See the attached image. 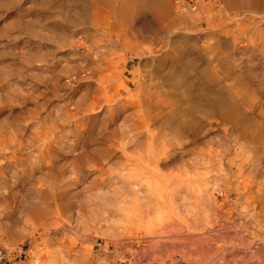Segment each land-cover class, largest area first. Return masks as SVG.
<instances>
[{
  "label": "rangeland",
  "instance_id": "obj_1",
  "mask_svg": "<svg viewBox=\"0 0 264 264\" xmlns=\"http://www.w3.org/2000/svg\"><path fill=\"white\" fill-rule=\"evenodd\" d=\"M190 1L0 0V264H264V0Z\"/></svg>",
  "mask_w": 264,
  "mask_h": 264
},
{
  "label": "bare ground",
  "instance_id": "obj_2",
  "mask_svg": "<svg viewBox=\"0 0 264 264\" xmlns=\"http://www.w3.org/2000/svg\"><path fill=\"white\" fill-rule=\"evenodd\" d=\"M232 3H234V2H232ZM231 3V4H232ZM230 4V3H229ZM235 5V4H234ZM250 5V4H249ZM259 6H261V5H259ZM138 7H142V6H138ZM168 84H169V82H168ZM180 84V83H179ZM191 85V84H190ZM192 87V86H191ZM202 87V86H201ZM204 88H205V85L203 86ZM207 87V86H206ZM180 88V87H179ZM193 89H194V87H193ZM206 89H208V88H206ZM197 90V89H196ZM198 90H199V87H198ZM185 92H184V94L186 93V91L187 90H184ZM203 91H204V89H203ZM194 92V91H193ZM199 92H202V91H200L199 90ZM205 92H207L206 90H205ZM159 93V92H158ZM188 93V92H187ZM198 93V92H197ZM191 94V93H190ZM187 96V95H186ZM202 96H205V95H202ZM194 97H197V95H195ZM200 97V96H199ZM201 98V97H200ZM187 99H190L189 97H187ZM215 99V98H214ZM193 100H194V98H193ZM193 100L191 99L190 100V103H191V101H192V103H193ZM208 100V99H207ZM195 102H196V100H194ZM213 101V100H212ZM212 101H210V104H211V107H209V108H207V109H209L210 111H212L213 110V108H215V110L218 108H220V107H222V106H224L225 107V101L224 100H222V99H216L214 102H212ZM198 103L200 102V101H197ZM201 102H203L202 100H201ZM197 103V104H198ZM209 103V102H208ZM201 104V103H200ZM189 105V104H188ZM202 105V104H201ZM196 106V105H195ZM202 106H204V105H202ZM201 107V106H200ZM231 108V107H230ZM189 109H194L193 108V104H192V107H191V104H190V108ZM197 109H199V108H197V106H196V111H197ZM202 110H203V108H201ZM201 109H200V111H201ZM204 109H205V107H204ZM227 109H228V106H227ZM224 110V108H222V111ZM193 111V110H192ZM210 111H208V113L210 112ZM198 112H199V110H198ZM212 113V112H211ZM213 113H215V111L213 112ZM213 113H212V115H213ZM211 115V114H210ZM185 117L187 118L186 119V125H183V124H178L176 127H174V129H176V130H178V132H185V131H187V130H189V131H191L192 129H193V127H194V120L192 119L193 117H192V114H191V112H186L185 113ZM176 119H178V118H176ZM178 123V122H177ZM196 123V122H195ZM173 127V126H172ZM128 151V150H127ZM111 152H113V151H111ZM115 152V151H114ZM110 153V152H107V153H109V154H111L112 156L115 154V153ZM125 152V151H124ZM132 152H136V151H134V150H132ZM58 153V152H57ZM94 154V153H93ZM120 155H122V154H120ZM104 156V155H103ZM115 156H116V154H115ZM119 156V155H118ZM89 157V156H88ZM127 157V156H126ZM117 158V157H116ZM89 159V158H88ZM100 159V158H99ZM119 159H121V158H119ZM98 160V159H97ZM102 160V159H101ZM104 161V160H103ZM106 161V160H105ZM15 164V163H14ZM16 164H17V162H16ZM21 164V163H20Z\"/></svg>",
  "mask_w": 264,
  "mask_h": 264
},
{
  "label": "built area",
  "instance_id": "obj_3",
  "mask_svg": "<svg viewBox=\"0 0 264 264\" xmlns=\"http://www.w3.org/2000/svg\"><path fill=\"white\" fill-rule=\"evenodd\" d=\"M184 11H191V12H197L198 10V2L196 0H191L188 4V8L182 7Z\"/></svg>",
  "mask_w": 264,
  "mask_h": 264
}]
</instances>
